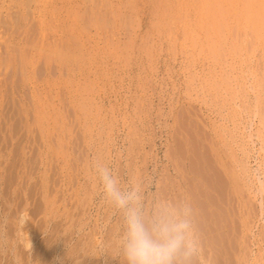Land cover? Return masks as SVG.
<instances>
[{
    "label": "rangeland",
    "instance_id": "obj_1",
    "mask_svg": "<svg viewBox=\"0 0 264 264\" xmlns=\"http://www.w3.org/2000/svg\"><path fill=\"white\" fill-rule=\"evenodd\" d=\"M203 1L0 0V263L126 264L99 161L187 198L204 264H264V0Z\"/></svg>",
    "mask_w": 264,
    "mask_h": 264
},
{
    "label": "clouds",
    "instance_id": "obj_2",
    "mask_svg": "<svg viewBox=\"0 0 264 264\" xmlns=\"http://www.w3.org/2000/svg\"><path fill=\"white\" fill-rule=\"evenodd\" d=\"M104 199L122 217L120 246L126 264H204L195 212L187 199L154 196L147 205L142 186L121 183L107 164L92 165Z\"/></svg>",
    "mask_w": 264,
    "mask_h": 264
},
{
    "label": "bare ground",
    "instance_id": "obj_3",
    "mask_svg": "<svg viewBox=\"0 0 264 264\" xmlns=\"http://www.w3.org/2000/svg\"><path fill=\"white\" fill-rule=\"evenodd\" d=\"M202 1H203V0H202ZM204 1H205V0H204ZM204 1H203V2H204ZM210 1H211V0H210ZM210 1H209V3H210ZM229 1H230V0H229ZM256 1H257V0H256ZM259 1H260V0H259ZM224 2H225V1H224ZM230 2H232V1H230ZM230 2L227 1L228 5H231ZM260 2H261V1H260ZM204 3H206V2H204ZM211 3H212V1H211ZM213 3H214V2H213ZM213 3H212V4H213ZM232 3L235 4V3H236L235 0H234ZM249 3H250V2H249ZM251 3H252V2H251ZM200 4H201V3H200ZM202 4H203V3H202ZM215 4H216V2H215ZM224 4H225V3H224ZM236 4H237V3H236ZM252 4H253V3H252ZM14 5H15V4H14ZM222 5H223V4H222ZM237 5H238V4H237ZM248 5H249V4H248ZM257 5H258V4H257ZM203 6H204V5H203ZM224 6H225V5H224ZM224 6H223V7H224ZM226 6H227V5H226ZM231 6H232V5H231ZM262 6H264V5H262ZM217 7H218V6H217ZM220 7H221V6H220ZM232 7H233V6H232ZM238 7H241V8H242V5H241V6H238ZM246 7H247V6H246ZM259 7H260V6H259ZM204 8H205V7H204ZM218 8H219V7H218ZM225 8H226V7H225ZM225 8H224V9H225ZM236 8H237V6H236ZM241 8H239V9H241ZM243 8H244V6H243ZM251 8H252V7H251ZM208 9H210V8H208ZM208 9H207V11H208ZM214 9H215V8H214ZM226 9H229V8H226ZM261 9H262V8H261ZM211 10L213 11L212 8H211ZM235 10H236V9H235ZM237 10H238V9H237ZM250 10H251V9H250ZM259 10H260V8H259ZM224 11H226V10H224ZM231 11H232V10H231ZM239 11H240V10H239ZM244 11H245V10H244ZM251 11H252V10H251ZM209 12H210V11H209ZM215 12H216V11H215ZM218 12H219V10H218ZM218 12H216V13L218 14ZM228 12H230V9H229ZM235 12H236V11H235ZM254 12H255V11H254ZM254 12H253V13H254ZM206 13H207V12H206ZM238 13H240V12H238ZM262 13H263V12L261 11V14H262ZM226 14H227V12H226ZM242 14H243V13H242ZM245 14H246V13H245ZM250 14H251V13H250ZM254 14H255V13H254ZM205 15H207V14H205ZM210 15H211V14H210ZM210 15H209V17H210ZM224 15H225V13H224ZM263 15H264V14H263ZM218 16H219V15H218ZM218 16H215V15L213 14V15L211 16V18H212V19H215V18L218 17ZM243 16H245V15L243 14ZM255 16H256V14H255ZM236 17H237V16H236ZM249 17H250V16H249ZM207 18H208V16H207ZM207 18H206V19H207ZM218 18H220V17H218ZM224 18H225V17H224ZM202 19H204V18H202ZM206 19H205V20H206ZM220 19H221V18H220ZM247 19H248V18H247ZM244 20H246V18H245ZM249 20H250V19H249ZM203 21H204V20H203ZM209 21H210V20H209ZM211 21H214V23H216L215 20H211ZM246 21H247V20H246ZM255 21H256V20H255ZM206 22H207V21H206ZM206 22H205V23H206ZM248 22H249V21H248ZM260 22H261V21H260ZM263 22H264V21H263ZM207 23L210 24L209 22H207ZM207 23H206V24H207ZM219 23H221L220 25H222V22H221V21H220ZM224 23H225V21H224ZM224 23H223V24H224ZM208 24H207V26H208ZM212 24H213V23H212ZM216 24H218V21H217ZM216 24H215V27L218 26V25L216 26ZM255 24H257V23H255ZM263 24H264V23H263ZM220 25H219V27H220ZM252 25H253V24H252ZM209 26H210V25H209ZM257 26H258V25H257ZM205 27H206V26H205ZM210 27H212V26H210ZM215 27H214V28H215ZM260 27H261V26H260ZM206 29H207V28H206ZM220 31H221V30H220ZM262 31H263V30H262ZM217 32H218V31H217ZM263 41H264V40H263ZM12 46H13V45H12ZM26 49H27V48H26ZM58 53H60V51H59ZM59 57H60V56H59ZM1 106H3V105H1ZM1 108H2V107H1ZM23 112L25 113V111H23ZM42 113H43V112H42ZM37 114H38V113H37ZM41 115H42V114H41ZM41 115H40V117H41ZM42 116H43V115H42ZM43 117H44V116H43ZM36 118H38V116H37ZM43 119L45 120V118H43ZM38 120H39V119H38ZM46 120H47V119H46ZM42 122H43V121H42ZM38 123H39V122H38ZM40 123H41V122H40ZM43 124H44V123H43ZM40 125H42V124H40ZM48 126H49V125H48ZM41 128H42V130H43V127H41ZM25 130H26V129H25ZM30 131H31V130H30ZM26 132H27V130H26ZM29 133H30V132H29ZM12 134H14V132H13ZM19 134H20V133H19ZM23 135H24V134H23ZM29 135H30V134H29ZM11 136L14 137V135H11ZM24 136H25V135H24ZM24 136H23V137H24ZM7 137H8V136H7ZM9 137H10V136H9ZM15 138H16V137H15ZM21 138H22V137H21ZM28 138H29V137H28ZM18 139H19V138H18ZM19 141H20V140H19ZM22 142H23V141H22ZM24 146H25V145H24ZM8 151H10V150L8 149ZM2 152H3V151H2ZM6 154H7V153H6ZM14 161H15V158H14ZM22 161H23V159H22ZM27 162H28V161H27ZM25 163H26V162H25ZM25 163H24V164H25ZM12 167H14V166L12 165ZM22 167H24V166H22ZM28 167H29V166H28ZM14 168H15V167H14ZM26 168H27V167H26ZM20 169H21V167H20ZM15 170H16V169H15ZM18 170H19V169H18ZM52 170H53V169H52ZM227 170H228V169H227ZM20 171H21V170H20ZM229 171H230V169H229ZM231 171H232V170H231ZM231 171H230V172H231ZM5 172H6V171H5ZM9 172H10V171H9ZM17 172H18V171H17ZM230 172H229V174H230ZM20 173H21V172H20ZM226 173H228V171H227ZM233 173H234V172H232V175H233V178H232V179H234V178L236 177V176H234L235 174H233ZM20 175H21V174H20ZM236 175H237V174H236ZM16 177H17V175H16ZM42 177H43V176H42ZM230 177H231V175H230ZM26 178H27V177H26ZM8 179H9V178H8ZM15 179H16V178H15ZM23 179H25V178H23ZM236 179H237V178H236ZM240 179H241V178H240ZM10 180H11V179H10ZM45 180H47V179H45ZM23 181H25V180H23ZM23 181H22V182H23ZM237 181H238V180H237ZM9 182H10V181H9ZM28 182H29V181H28ZM31 182H32V181H31ZM31 182H30V183H31ZM37 182H38V181H37ZM233 182H236L235 179H234ZM33 183H34V182H33ZM236 183H237V182H236ZM238 183H239V182H238ZM238 183H237V184H238ZM35 184H36V183H35ZM37 184H38V183H37ZM40 184H42V183H40ZM9 186H10V185H9ZM26 186H27V184H26ZM30 186H32V185H30ZM42 186H43V185H42ZM233 186H234V185H233ZM238 186H239V184H238ZM239 187H240V186H239ZM25 188H26V187H25ZM25 188H24V189H25ZM37 188H38V187H37ZM7 189H8V188H7ZM234 189H235V188H234ZM238 189H240V188H238ZM45 190H46V189H45ZM20 191H21V190H20ZM28 191H30V190H28ZM33 191H34V190H33ZM21 192H23V191H21ZM37 192H38V191H37ZM38 193H39V192H38ZM38 193H37V194H38ZM41 193H42V192H41ZM45 193H46V192H45ZM45 193H44V194H45ZM17 194H18V191H17ZM20 194H21V193H20ZM24 194H25V193H24ZM57 194H58V193H57ZM57 194H56V195H57ZM238 194H239V192H238ZM7 195H8V194H7ZM3 196H4V195H3ZM31 196H32V195H31ZM47 197H48V196H47ZM49 197H50V196H49ZM56 197H57V196H56ZM33 198H34V196H33ZM50 198H51V197H50ZM50 198H49V199H50ZM53 198H54V197H53ZM14 199H15V198H14ZM17 199H18V198H17ZM22 199H23V198H22ZM45 199H46V198H45ZM51 199H52V198H51ZM76 200H77V199H76ZM8 201H9V200H8ZM13 201H14V200H13ZM17 201H18V200H17ZM9 202H10V201H9ZM55 202H56V200H55ZM57 202H58V201H57ZM63 202H64V201H63ZM2 203H3V202H2ZM7 203H8V202H6V204H7ZM28 203H29V202H28ZM36 203H37V201H36ZM38 203H39V202H38ZM71 203H72V202H71ZM34 204H35V203H34ZM40 204H41V203H40ZM46 204H48V203H46ZM51 204H52V203H51ZM55 204H57V203H55ZM65 204H66V203H65ZM65 204H64V206H65ZM71 205H72V204H71ZM73 205H74V204H73ZM78 205H79V204H78ZM2 206H3V205H2ZM9 206H10V205H9ZM36 206H37V204H36ZM39 206H40V205H39ZM61 206H62V204H61ZM79 206H80V205H79ZM79 206H78V207H79ZM3 207L5 208V206H3ZM3 207H2V208H3ZM34 207H35V206H34ZM34 207H33V208H34ZM58 207H59V206H58ZM76 207H77V206H76ZM78 207H77V208H78ZM12 208H14V207H12ZM17 208H18V206H17ZM17 208H16V210H17ZM27 208H28V207H27ZM30 208H31V207H30ZM35 208H37V207H35ZM40 208H41V207H40ZM72 208H74V207L72 206ZM80 208H81V207H80ZM80 208H79V209H80ZM31 209H32V208H31ZM70 209H71V208H70ZM2 210H3V209H2ZM43 210H44V209H43ZM77 210H78V209H77ZM4 211H5V210H4ZM21 211H23V210H21ZM27 211H28V210H27ZM60 211H61V210H60ZM71 211H72V210H71ZM79 211H80V210H79ZM79 211H78V212H79ZM5 212H6V211H5ZM17 212H18V211H17ZM24 212H25V211H24ZM34 212H35V211H34ZM37 212H38V210H37ZM42 212H43V211H42ZM63 212H64V211H63ZM25 213H26V212H25ZM30 213H31V212H30ZM69 213H71V212H69ZM23 214H24V213H23ZM66 214H67V212H66ZM12 216H13V214H12ZM12 216H11V218H12ZM19 216H20V217H19ZM34 216H35V215H34ZM66 216H68V215H66ZM70 216H71V214H70ZM73 216H74V215H73ZM18 217H19V219H20V221L18 222V232L21 234V236H20V240L23 242V246H24L25 248H29V247L31 246V244H32V243H31V240H30V238L26 235V232L24 233V231H23V229H22V225H23L22 223H23V221H24L26 215L24 214V215H22V217H21V212H20V215H18ZM32 217H33V216H32ZM42 217H43V216H42ZM42 217H41V218H42ZM71 217H72V216H71ZM44 218H45V217H44ZM44 218H43V219H44ZM52 218H53V217H52ZM26 219H27V218H26ZM26 219H25V220H26ZM43 219H42V221H43ZM34 220H35V219H34ZM40 220H41V219H40ZM26 221H27V220H26ZM29 221H30V220H29ZM70 221H71V220H70ZM67 222H68V221H67ZM195 222H196V221H195ZM7 223H8V222H7ZM25 223H26V222H25ZM38 223H39V222H38ZM26 224H27V223H26ZM35 224H36V223H35ZM40 224H41V223H40ZM36 225H37V224H36ZM36 225H35V226H36ZM43 225H44V224H43ZM244 226H245V225H244ZM244 226H243V227H244ZM11 227H12V226H11ZM43 227H44V226H43ZM207 227H208V226H207ZM245 227H246V226H245ZM25 228H26V227H25ZM60 228H61V227H60ZM12 229H13V228H12ZM12 229H11V230H12ZM8 230H9V229H8ZM29 230H30V229H29ZM31 230H32V229H31ZM59 230H60V229H59ZM218 230H219V229H218ZM221 230H222V229H221ZM243 230H245V229H243ZM12 231H13V230H12ZM16 231H17V230H16ZM34 231H35V230H34ZM208 231H209V229H208ZM211 231H212V230H211ZM9 232H10V231H9ZM28 232L30 233V231H28ZM218 232H219V231H218ZM222 232H223V231H222ZM245 232H246V231H245ZM36 233H37V232H36ZM198 233H199V231H198ZM214 233H215V232H214ZM243 233H244V232H243ZM212 234H213V233H212ZM219 234H220V233H219ZM10 235H12V234H10ZM24 235H25V237H24ZM204 235H205V233H204ZM208 235H209V234H207V236H208ZM26 236H27V238H26ZM29 236H30V235H29ZM199 236H200V235H199ZM212 236H213V235H212ZM224 236H225V234H224ZM32 237H33V236H32ZM210 237H211V236H210ZM206 238H207V237H206ZM223 238H224V237H222V239H223ZM32 239H33V238H32ZM209 240H210V239H209ZM203 241L205 242L204 239H203ZM210 241H211V240H210ZM6 242H7V240H6ZM213 243H214V242H213ZM18 244H19V243H18ZM207 244H209V243H207ZM19 245H20V244H19ZM219 245H220V244H219ZM210 246H211V245H210ZM224 246H225V245H224ZM11 248H12V247H11ZM204 248H205V247H204ZM212 248H213V247H212ZM44 249H45V248H44ZM213 249H214V248H213ZM224 249H225V248H224ZM211 250H212V249H211ZM13 251H14V250H13ZM41 251H42V250H41ZM220 251H221V250H220ZM229 252H230V251H228L227 253H229ZM23 253H24V252H23ZM39 253L41 254V252H39ZM219 254H220V253H219ZM205 255H206V254H205ZM213 255H214V254H213ZM226 255H228V254H226ZM18 256H19V254H18ZM45 256H46V255H45ZM206 256H207V255H206ZM19 257H20V256H19ZM32 257H33V256H32ZM1 258H2V256H1ZM1 258H0V259H1ZM33 258H34V257H33ZM35 258H36V257H35ZM47 258H48V257H47ZM225 258H226V257H225ZM6 259H7V258H6ZM28 259L31 260L30 257H29ZM205 259H206V258H205ZM212 259H213V258H212ZM221 259H223V258H221ZM77 260H78V259H77ZM81 260H82V259H81ZM228 260H229V259H228ZM228 260H227V261H228ZM6 261H7V260H6ZM6 261H5V262H6ZM19 261H20V260H19ZM229 261H230V260H229ZM29 262L31 263V261H29ZM29 262H28V263H29ZM78 263H79V262H78ZM0 264H2V263H0ZM15 264H16V263H15ZM226 264H227V263H226Z\"/></svg>",
    "mask_w": 264,
    "mask_h": 264
}]
</instances>
